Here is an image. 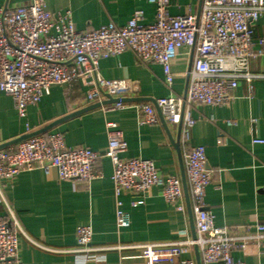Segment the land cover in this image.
<instances>
[{
	"label": "crops",
	"instance_id": "1",
	"mask_svg": "<svg viewBox=\"0 0 264 264\" xmlns=\"http://www.w3.org/2000/svg\"><path fill=\"white\" fill-rule=\"evenodd\" d=\"M30 0H0V6L13 7ZM53 13L72 12L79 30H92L111 21L124 25L138 9L145 13L144 22L155 20L156 8L149 0H45ZM201 0H170L173 15L198 13ZM264 37V14L254 27L253 48ZM172 90L165 83L160 64L137 61L131 51L103 58L100 70L108 79H130L133 92L120 109L103 105L85 110L95 103L86 98L84 83L68 91L52 85L41 101L30 105L25 118L19 117L13 99L0 91V145L22 135L50 127L46 132H61L69 146H87L103 154L108 146V122L117 123L128 142L124 157L154 160L163 176L176 175L183 182L180 203L184 210L168 203L159 186L144 193H123V221L117 219V204L112 180L113 165L102 156L97 166L103 176L91 182L73 183L60 179L55 168L46 173L36 168L21 172L15 179H0V216L16 225L20 233L23 264H179L193 259L201 264L197 245L192 243L197 231L190 212L191 198L185 175L184 155L192 146L206 148L207 163L213 181L207 187V208L215 215L217 226H227L231 236L239 238L256 221L264 222V54L253 57L249 70L256 75L251 91L244 78L239 79L233 98L227 105L195 104L198 118L189 143L181 142V125L161 121L142 122V104L169 95H184L192 56L187 47L178 50L172 65ZM67 117V118H66ZM228 120L234 121L228 123ZM17 143L6 147L15 146ZM140 204H133L136 200ZM88 224L93 229L94 256L77 251L76 228ZM181 243L175 247L174 261L152 260L140 246L145 244ZM235 258L246 264H264L262 246L249 243L245 255L240 245L233 247ZM164 258V257H162Z\"/></svg>",
	"mask_w": 264,
	"mask_h": 264
},
{
	"label": "built area",
	"instance_id": "2",
	"mask_svg": "<svg viewBox=\"0 0 264 264\" xmlns=\"http://www.w3.org/2000/svg\"><path fill=\"white\" fill-rule=\"evenodd\" d=\"M155 5V20L145 23L142 9L134 12L124 25L113 21L92 30H79L72 12L53 13L45 0H30L13 7L0 6V91L12 97L19 117L27 116L30 105L38 104L52 85L70 91L84 83L89 103L116 99L102 104L106 109H120L134 90L130 79H108L100 70L103 58L131 51L137 61L162 66L165 83L172 90L173 61L178 50L187 47L192 56L184 95H169L142 104L145 124L161 121L181 125V142L189 143L198 118L195 104L224 106L233 98L239 79L254 89L256 75L249 70L253 57L264 54V37L253 48L254 27L264 14V0H201L198 13L173 15L170 0H149ZM228 123L234 121L228 120ZM108 146L101 154L87 146H69L61 132L40 133L27 137L12 147L0 148V179L11 181L21 172L36 168L49 173L55 168L60 179L73 183L91 182L103 176L97 161L109 157L117 204V219L123 221V193H144L159 186L165 200L177 209L183 197L179 176H163L154 160L124 157L128 142L115 122H108ZM255 143L264 139L254 138ZM185 175L189 185L191 212L197 231L191 241L199 248L201 264H246L235 258L233 247L240 245L249 253V243L262 246L264 222L256 221L239 238L231 236L227 226H217L215 215L206 203L207 187L213 181L206 148L192 146L184 155ZM136 200L133 204H140ZM77 251L85 257L99 250L92 246L93 229L88 224L76 228ZM181 243L140 246L150 259L174 261L173 252ZM20 233L16 225L0 216V264H23ZM164 257V258H162ZM179 264H197L180 259ZM262 264V263H261Z\"/></svg>",
	"mask_w": 264,
	"mask_h": 264
},
{
	"label": "water",
	"instance_id": "3",
	"mask_svg": "<svg viewBox=\"0 0 264 264\" xmlns=\"http://www.w3.org/2000/svg\"><path fill=\"white\" fill-rule=\"evenodd\" d=\"M115 100H116V99H108V100H105V101H103V102L95 103V104L91 105L90 107H87L86 109H81V110H79V111H76V112L72 113L71 115H69V117H70V116L77 115V114H79V113H82V112H84V111L87 110V109L94 108V107H97V106L102 105V104H107V103L114 102ZM128 100H129L128 98H125V99H124V101H128ZM66 118H67V117H66ZM57 122H58V121H57ZM57 122L53 123L52 125H50V126H48V127H44V128L39 129V130H37V131L27 133V134L22 135V136H20V137L14 139V140L8 142V143L2 144V145H0V148H4V147H6V146L9 145V144L17 143V142H19V141H21V140H23V139H25V138H27V137H30V136H32V135H37V134H40V133L46 132L50 127H52V126H53L54 124H56ZM189 210H190V212H191V207H189Z\"/></svg>",
	"mask_w": 264,
	"mask_h": 264
}]
</instances>
